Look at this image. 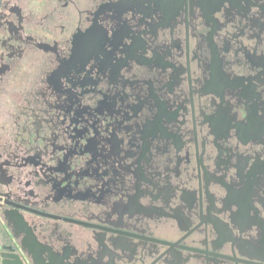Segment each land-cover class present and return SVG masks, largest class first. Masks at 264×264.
<instances>
[{"label": "flooded vegetation", "instance_id": "flooded-vegetation-1", "mask_svg": "<svg viewBox=\"0 0 264 264\" xmlns=\"http://www.w3.org/2000/svg\"><path fill=\"white\" fill-rule=\"evenodd\" d=\"M264 264V0H0V264Z\"/></svg>", "mask_w": 264, "mask_h": 264}, {"label": "water", "instance_id": "water-1", "mask_svg": "<svg viewBox=\"0 0 264 264\" xmlns=\"http://www.w3.org/2000/svg\"><path fill=\"white\" fill-rule=\"evenodd\" d=\"M2 264H21V263L20 262H16V261H14L12 263H8V262H6V261L3 260V263Z\"/></svg>", "mask_w": 264, "mask_h": 264}]
</instances>
